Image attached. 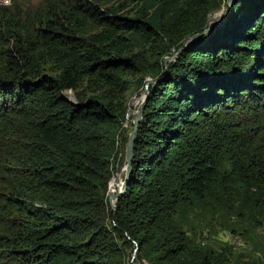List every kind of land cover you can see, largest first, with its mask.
I'll list each match as a JSON object with an SVG mask.
<instances>
[{
  "label": "trees",
  "instance_id": "obj_1",
  "mask_svg": "<svg viewBox=\"0 0 264 264\" xmlns=\"http://www.w3.org/2000/svg\"><path fill=\"white\" fill-rule=\"evenodd\" d=\"M225 1L156 0L132 19L127 0L0 5V264H128L135 244L148 264H225L184 231L196 211L264 227V0H235L144 75L129 183L114 212L106 199L126 35L162 62Z\"/></svg>",
  "mask_w": 264,
  "mask_h": 264
},
{
  "label": "rangeland",
  "instance_id": "obj_2",
  "mask_svg": "<svg viewBox=\"0 0 264 264\" xmlns=\"http://www.w3.org/2000/svg\"><path fill=\"white\" fill-rule=\"evenodd\" d=\"M12 1L13 0H0V5L10 6ZM234 3L235 0H233V4ZM113 6L114 9L117 8L119 6L118 2H115ZM156 7V0H127V19L135 18L137 14L143 13V8L149 15H154ZM223 7L224 5H222L219 11L208 15V23H214L224 16L227 8L224 11ZM118 14L124 15L125 12L123 11ZM221 25L223 24L219 26ZM126 36L131 44L130 59L134 60L136 67H134L133 72L128 73L125 79L127 82L125 85L127 91L123 94L125 98V110L115 134V154L117 159L114 158V161L116 159V163L113 165V173L115 171H120L121 167L124 165L126 142L132 131V120L131 118L126 119L125 115L128 112L129 114H134L137 111L144 96L145 84L155 82L153 78L144 75L155 73L159 69H162V67L164 69L162 62H158L154 55H150V48L142 47L141 43L133 36L129 34ZM193 38L187 42L186 46L192 42ZM199 43H201V41ZM176 52L174 48H171L169 50V55L164 58L171 57ZM63 94L65 98L69 96L71 101H75L72 92L67 91ZM121 177H123L122 174ZM112 180L113 181L110 183V188L112 189L111 193H109L110 195L115 194L121 184L117 178ZM231 230H234V233H232ZM184 231L187 233L190 240L199 247L203 246L215 252L226 251L227 260L225 264H264V227H253L249 222L244 220L241 221L235 216L228 217L227 219H216V217L212 218L200 211H196L194 215L191 216L189 224L184 227ZM234 236L238 238V241L235 245L231 246L229 242ZM132 252L131 250L128 251L130 257L133 255ZM130 260L129 258L128 262ZM145 263H147L145 259H136L135 253L134 260L131 264Z\"/></svg>",
  "mask_w": 264,
  "mask_h": 264
},
{
  "label": "water",
  "instance_id": "obj_3",
  "mask_svg": "<svg viewBox=\"0 0 264 264\" xmlns=\"http://www.w3.org/2000/svg\"><path fill=\"white\" fill-rule=\"evenodd\" d=\"M225 4H226L227 11L225 12L224 16L220 20H217L214 23L209 22L208 23V27L201 34H197L193 38L192 42L188 46H186V48H180L171 57L163 58L162 62H163V65H164V73L166 72V69L168 67V63L172 62L182 51H184L186 49H190L191 47L196 46L197 45V39L202 34H204V33L205 34H209L216 27H219L220 24H223L224 23L227 15H228L229 10L232 8L233 0H226L225 1ZM206 37L207 36H205L202 41H205L206 40ZM152 84H156V82L146 83L145 84V86H144V96H143V99H142V101H141V103H140L137 111L134 114H130V118L132 120V125L133 126H132V131L129 134V137H128L127 142H126L125 160H124V167H123V170L124 171H123V179L121 181V189H119L116 194L109 195L108 196V204H109L110 210L112 212H114L115 209H116L115 204H112V202L113 201L116 202L118 200V198L121 195L124 194V192L127 189L128 183H129V177H130V173L132 171L134 139H135V135H136L137 130H138L139 123H140V121H141V119L143 117L144 106L146 104V100H147V97L149 95L148 88ZM136 252H137V245L135 244V249L133 251V255L131 257V260L128 262V264H131L133 262L134 255H135Z\"/></svg>",
  "mask_w": 264,
  "mask_h": 264
},
{
  "label": "built area",
  "instance_id": "obj_4",
  "mask_svg": "<svg viewBox=\"0 0 264 264\" xmlns=\"http://www.w3.org/2000/svg\"><path fill=\"white\" fill-rule=\"evenodd\" d=\"M10 4V3H9ZM8 4V5H9ZM125 118L126 119H129L130 118V114H129V112L125 115ZM117 167H118V164H117ZM123 167H124V165L121 167V169H120V171H115L114 173H113V175H112V177L110 178V180H109V182H108V184H107V192H106V199H107V202H108V196H109V184H110V182H111V180L112 179H114V178H117V179H119V181H120V183H121V181H122V179H123V177H121V174H122V176H123ZM116 202L115 201H113L112 202V204H115ZM237 241H238V238L237 237H232L231 239H230V242H229V244L231 245V246H233V245H235L236 243H237ZM145 264H148V263H145Z\"/></svg>",
  "mask_w": 264,
  "mask_h": 264
},
{
  "label": "bare ground",
  "instance_id": "obj_5",
  "mask_svg": "<svg viewBox=\"0 0 264 264\" xmlns=\"http://www.w3.org/2000/svg\"><path fill=\"white\" fill-rule=\"evenodd\" d=\"M112 181H113V180H111V182H112ZM111 182H110V183H111ZM109 187H110V184H109ZM119 189H121V184H120V186L118 187V190H119ZM117 192H118V191H116L115 194H116ZM109 193H110V192H109ZM109 195H110V194H109ZM111 195H114V194H111Z\"/></svg>",
  "mask_w": 264,
  "mask_h": 264
}]
</instances>
